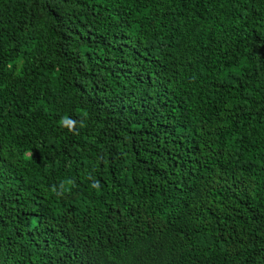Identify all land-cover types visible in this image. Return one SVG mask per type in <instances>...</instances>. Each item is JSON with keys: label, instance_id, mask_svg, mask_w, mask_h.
Returning <instances> with one entry per match:
<instances>
[{"label": "trees", "instance_id": "1", "mask_svg": "<svg viewBox=\"0 0 264 264\" xmlns=\"http://www.w3.org/2000/svg\"><path fill=\"white\" fill-rule=\"evenodd\" d=\"M0 264H264V0H0Z\"/></svg>", "mask_w": 264, "mask_h": 264}, {"label": "clouds", "instance_id": "2", "mask_svg": "<svg viewBox=\"0 0 264 264\" xmlns=\"http://www.w3.org/2000/svg\"><path fill=\"white\" fill-rule=\"evenodd\" d=\"M77 124H79L80 127L85 126L83 120L74 121L71 118H69L67 115L61 117V119L59 121V125L61 127H67L70 132H74V129H75ZM71 184H72V181H70V180L69 181H62V182H60L59 187H57L56 185H53L51 188V192L56 194V195H62L63 190H70V189L66 188V185H71Z\"/></svg>", "mask_w": 264, "mask_h": 264}]
</instances>
